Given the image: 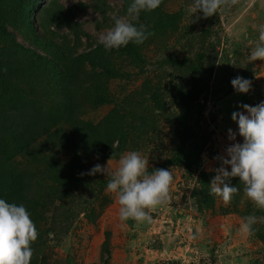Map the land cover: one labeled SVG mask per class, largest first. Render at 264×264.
Masks as SVG:
<instances>
[{"label": "trees", "instance_id": "trees-1", "mask_svg": "<svg viewBox=\"0 0 264 264\" xmlns=\"http://www.w3.org/2000/svg\"><path fill=\"white\" fill-rule=\"evenodd\" d=\"M122 1L126 13L131 0ZM164 3L140 14L138 23L149 25L153 36L142 45L107 51L77 20L88 7L107 19L111 8L105 0L70 6L61 0H0V198L24 204L31 213L39 235L31 245L30 264H45L48 242L57 230L69 232L81 211L87 212L106 189L108 179L87 174L89 154L119 158L138 151L140 141L158 137L168 126L170 155L148 172L181 168L188 182L200 170L207 143L200 138L206 133L200 122L207 99L198 101L222 6L188 34L187 42L196 46L189 54H164L173 81L150 75V57L144 52L151 43L169 49L180 31L182 13L169 12ZM135 69L143 75L139 87L128 93L111 90V82H129ZM110 105L108 130L102 134L86 115L88 108ZM199 179L192 190L195 206L198 211L214 209L216 198L209 195L203 170ZM107 253L110 258L111 251Z\"/></svg>", "mask_w": 264, "mask_h": 264}, {"label": "rangeland", "instance_id": "rangeland-1", "mask_svg": "<svg viewBox=\"0 0 264 264\" xmlns=\"http://www.w3.org/2000/svg\"><path fill=\"white\" fill-rule=\"evenodd\" d=\"M105 1L111 8L107 19H101L91 7L77 18L97 41L114 26L113 16L130 19L124 12L122 0ZM163 1L169 12L182 13L180 31L171 39L169 49L151 43L145 46L144 52L150 57L151 65L147 68L150 75L177 81L175 76H170L173 70L164 64L162 58L168 50L182 57L196 47L193 42H187L186 37L202 26L204 15L199 12L192 19L187 13L192 0ZM78 2L90 3L91 0H61L65 6ZM218 16L219 23L213 29L210 40L213 48L207 62L211 70L208 68L205 72L204 89L198 101L207 99L200 122L206 132L200 138H207L200 170L187 182L183 178V169L171 168L173 182L169 201L151 210L150 223L131 219L121 221L118 195L105 189L97 203L90 205L87 212L81 211L69 232L62 234L58 229L49 240L45 264H254L256 260L264 264V241L261 239L264 236V209H258L246 196L239 177L231 178L230 182L239 187L240 192L227 204L222 197L213 195L216 198L214 209L198 211L192 196L193 188L200 183V171L207 174L210 184L217 175L216 169L222 166V161L216 157H226L230 145L244 142L232 113L244 111L247 114L241 107L243 104L256 106L264 102V59L249 61L251 51L259 43V31L264 28V0H224ZM62 32L69 34L66 28ZM88 42L83 39L84 46H88ZM160 65L164 66L161 70L158 69ZM135 70L129 82H111V90L125 89L128 93L139 87L143 75ZM237 76L251 81L248 93L234 90L231 81ZM169 87L167 84V89ZM112 109V105L88 108L86 120L99 124L100 132L106 134L107 118ZM229 129L236 133L235 140L229 138ZM170 147L169 127L166 126L158 137L140 141L138 152L149 160V168L164 162L170 155ZM94 148L92 143L91 149ZM122 155L111 159L89 154L87 164L92 169L97 164L106 166L110 160L115 171ZM224 166L231 170L230 165ZM97 174L108 179L103 173ZM248 215L257 216L258 222L245 233L241 225ZM159 242L161 248H157ZM107 250L111 251L110 258Z\"/></svg>", "mask_w": 264, "mask_h": 264}, {"label": "clouds", "instance_id": "clouds-1", "mask_svg": "<svg viewBox=\"0 0 264 264\" xmlns=\"http://www.w3.org/2000/svg\"><path fill=\"white\" fill-rule=\"evenodd\" d=\"M161 3L162 0H131L126 12L130 19L113 16L114 26L100 37V44L107 51L126 47L129 43L142 45L155 33L149 25L138 23L140 14L155 11ZM223 3L224 0H192L186 11L192 19L199 12L210 17ZM257 59H264V28L259 31V43L251 51L249 61ZM231 83L238 93H248L251 89V81L240 76ZM241 107L247 114L235 111L232 119L238 123L239 135L244 137V142L230 145L226 157H216L222 161V166L216 169L217 175L209 184V195L220 196L226 204L229 203L240 192L239 187L231 184V178L239 177L246 196L258 209H264V102L256 106L243 104ZM229 138H236L232 129H229ZM109 161L106 166L95 165L87 174L106 175V191L118 195L121 221L131 219L138 223H150L151 210L169 201L172 170L156 168L149 173V160L138 151L123 154L115 171ZM224 165H230L231 170ZM257 222V216H246L242 230L250 232ZM38 235L31 213L24 204L0 198V264H30L34 253L31 245Z\"/></svg>", "mask_w": 264, "mask_h": 264}]
</instances>
